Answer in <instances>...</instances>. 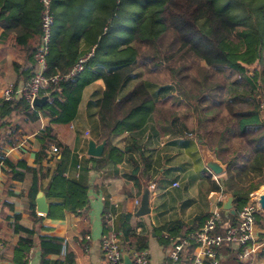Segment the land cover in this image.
<instances>
[{
  "label": "trees",
  "instance_id": "obj_1",
  "mask_svg": "<svg viewBox=\"0 0 264 264\" xmlns=\"http://www.w3.org/2000/svg\"><path fill=\"white\" fill-rule=\"evenodd\" d=\"M52 9L56 24L46 75H68L81 57L92 50L94 54L83 72L42 93L52 96L42 108L32 107L25 94L14 101L0 100L4 146H18L26 134L24 122L36 127L41 119L49 120L36 136L40 149L34 166L25 160L13 163L0 152V164L30 176L33 201L42 190L69 212L87 215L90 188L65 177L70 152L56 138L53 126L72 124L85 90L102 79L105 90L90 104L98 108L99 142L107 144L103 157L89 156L91 161L102 166L122 162L124 154L111 144L117 129H143L154 122L160 134L201 141L226 166L221 185L207 177L209 192L232 193L236 212L250 202L264 186V0H53ZM42 11L40 0H0V39L11 38L24 47L40 39L30 53L33 71L24 78L25 85L38 69ZM157 70H164L169 81H153L150 74ZM52 145L58 149L53 169L44 165ZM229 216L236 224L237 214ZM209 217L192 224L170 222L155 232L168 249L163 232L185 237L199 232ZM130 219L124 216L121 233L115 231L124 250L129 252L134 240L138 250L147 249L148 236L137 235ZM104 227L107 230L106 223ZM34 238L17 244L16 264H29ZM39 242L42 264H76L64 238L39 235Z\"/></svg>",
  "mask_w": 264,
  "mask_h": 264
},
{
  "label": "crops",
  "instance_id": "obj_2",
  "mask_svg": "<svg viewBox=\"0 0 264 264\" xmlns=\"http://www.w3.org/2000/svg\"><path fill=\"white\" fill-rule=\"evenodd\" d=\"M39 42L38 38L29 47H24L18 46L11 38L7 41L0 39V100L1 91L8 83L15 82L24 87V78L33 71L34 60H31L30 53ZM104 90L102 79L90 85L84 92L77 119L69 125L53 126L56 138L70 152L65 177L81 181L90 188V209L86 216L75 215L64 205L47 197L48 213L39 214L38 195L46 194L40 190L33 201L29 196L30 176L11 172L4 164L0 166V244L4 245V249L0 248V264H16L15 247L30 236L35 237V247L30 249L29 264H42L39 235L64 238L69 250L76 256V264H107L102 256V239L111 232L120 234L123 217L126 215L131 217L130 225L137 235L148 236V247L143 250L148 251L150 263L166 264L168 249L162 245L156 230L174 221L192 224L195 219L209 215L216 205L222 209L227 193L224 190L209 192L207 177L211 176L213 181L221 185L227 176L225 173L216 177L207 169L205 153H210V149L202 146L201 141L191 143L190 138L160 134L154 122L143 129H117L111 137V144L124 154L122 162L102 166L88 158L89 141L92 139L101 144L96 131L98 108L90 103L100 98ZM48 123L49 120L45 118L36 123V127H30L32 124L24 122L23 130L26 134L21 142L16 147H8L0 141L1 154L13 163L25 160L29 166H34L40 149L36 136ZM53 147L56 145H52L51 150ZM82 154L83 158H80ZM55 155L50 152L49 162L45 161L44 165L53 169L56 165ZM213 156L216 158L214 152ZM78 165L81 167L78 168ZM174 183L179 186L174 187ZM152 185H155V190L151 189ZM146 189L150 191L151 213L138 217L140 207L136 206L135 201L142 199ZM222 192L224 194L220 195ZM261 193H264V186L253 193L251 199ZM33 212L43 219L41 224L36 223L31 214ZM230 213L236 214L223 210L228 223L232 220ZM104 223L108 226L107 230ZM86 234L90 239L82 242ZM256 234L258 243L263 244L264 211L261 209ZM138 246L134 240L132 247H127L129 252H125L130 254L134 249L138 250ZM241 253L234 248L222 249L220 263L264 264V246L250 258H240Z\"/></svg>",
  "mask_w": 264,
  "mask_h": 264
},
{
  "label": "built area",
  "instance_id": "obj_3",
  "mask_svg": "<svg viewBox=\"0 0 264 264\" xmlns=\"http://www.w3.org/2000/svg\"><path fill=\"white\" fill-rule=\"evenodd\" d=\"M40 2L43 6L42 43L36 53L37 73L24 87H16L14 83H8L1 91L2 99L6 102L17 100L25 94L26 100L33 107V101L37 97H41L42 93L50 86L57 85L60 81L75 77L83 72L94 54L92 50L81 57L68 75L47 76V56L54 37L56 19L52 9L53 0H40ZM1 81L0 71V84ZM52 151L58 153L56 147H53ZM80 158H83V154ZM80 167L78 165V168ZM177 186L179 184L174 183V187ZM151 189L155 190V185H152ZM223 194V192L220 193V195ZM257 199V196L252 197L249 203L236 212L238 216L236 224L225 223L223 210L216 205L199 232L185 237H172L170 234L164 233V239L169 242L166 264H221L220 252L224 248L242 251L240 254L242 259L252 257L256 251L264 246V242L263 244L258 243L256 234L257 218L260 211ZM135 204L140 207L141 199H137ZM39 214L42 215L43 213ZM86 239L89 240L90 236L87 235ZM193 245L195 247L190 252L189 249ZM0 248L4 249V245L0 244ZM66 248L65 245L63 254H65ZM101 251L107 264H124L123 255L127 252H125L123 242L117 233L111 232L103 237ZM129 255L133 264H151L147 250L134 249Z\"/></svg>",
  "mask_w": 264,
  "mask_h": 264
},
{
  "label": "water",
  "instance_id": "obj_4",
  "mask_svg": "<svg viewBox=\"0 0 264 264\" xmlns=\"http://www.w3.org/2000/svg\"><path fill=\"white\" fill-rule=\"evenodd\" d=\"M51 95H44L41 97H37L33 101V107H38L42 108L45 106L48 101L51 99ZM261 118L264 123V108L261 112ZM107 142L104 141L101 144H97L94 140H90L88 143V150L87 154L88 156L91 157H97L101 158L104 155L105 148H106ZM206 156V166L207 169L214 174L216 177L223 175L226 173V166H224L217 158H215L212 154L210 153H205ZM226 199L224 200L222 209L225 211H231L232 213H235L236 211L234 210V196L232 193H227ZM257 200L259 207L261 211H264V193H261L260 195H257ZM37 210L38 212L41 213H48V203L46 199V195L43 193H39L38 198H37ZM151 213V208H150V191L149 189H146L144 195L142 196L141 199V206L139 211L137 212V216H147ZM124 259V264H133L130 255L128 253H124L123 255Z\"/></svg>",
  "mask_w": 264,
  "mask_h": 264
},
{
  "label": "rangeland",
  "instance_id": "obj_5",
  "mask_svg": "<svg viewBox=\"0 0 264 264\" xmlns=\"http://www.w3.org/2000/svg\"><path fill=\"white\" fill-rule=\"evenodd\" d=\"M54 34H55V32H54ZM154 71L156 70V69H153ZM165 70V69H164ZM164 70H157L155 73H151L150 74V78L153 80V81H155V82H158V83H164V82H167V81H169V79H170V77H169V75H167L166 73H165V71ZM204 151H207V149H205ZM209 153V152H208ZM210 153L213 155V152L210 150ZM262 190V189H261ZM260 190V191H261ZM259 191V192H260ZM209 214V213H208Z\"/></svg>",
  "mask_w": 264,
  "mask_h": 264
}]
</instances>
